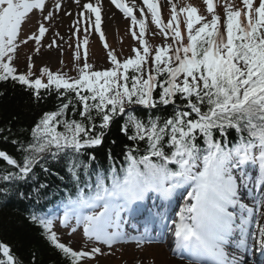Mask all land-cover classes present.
Segmentation results:
<instances>
[{"label":"snow or ice","instance_id":"6c2138e0","mask_svg":"<svg viewBox=\"0 0 264 264\" xmlns=\"http://www.w3.org/2000/svg\"><path fill=\"white\" fill-rule=\"evenodd\" d=\"M241 2L242 7L225 5L221 24L214 0H204L210 20L194 6L178 7L168 0L167 23L158 0L142 4L110 0L124 18H130L133 29L139 26V34L131 32L139 47L123 61L108 50L111 67L94 70L87 59V34L94 29L108 49L101 27L103 5L101 0L83 4L74 0L80 11L72 34L83 26L85 35L82 42L77 35V75L68 76L47 66L37 75L31 55L27 71L18 73L13 61L20 44L33 40L39 52L49 31L39 22L38 33L20 41L26 18L38 10L43 21H50L54 12L44 14L47 0H0V82L19 84L34 102L47 97L56 101L54 110L44 111L24 140L10 127L0 128V139L19 154L0 149V196L39 204L50 185L40 181L37 169L62 181L67 178L74 191L63 204L60 225L69 227L74 221L71 233L82 228L87 241L111 248L125 236L122 213L152 196L161 201L160 208L165 202L170 208L183 189L185 202L170 221L174 251L186 257L187 264H256L245 257L253 250L264 256V0ZM145 7L159 34L172 41L154 52L144 38ZM55 10H61L60 0H55ZM53 46L59 47L55 38L48 45ZM113 126L131 144H124L120 153L124 163L119 166L108 149L112 162L105 167L88 150L102 146ZM110 143L115 145L116 140ZM52 163H62L66 176L53 173ZM25 186L29 191L23 190ZM155 216L161 226H168L164 212ZM25 219L39 227L42 237L70 264L106 254L99 246L74 250L61 242L53 230L57 217L32 205ZM154 223L155 219L144 223L138 246L152 242ZM0 264H22L3 241ZM31 264H36L34 254Z\"/></svg>","mask_w":264,"mask_h":264},{"label":"rangeland","instance_id":"374dc122","mask_svg":"<svg viewBox=\"0 0 264 264\" xmlns=\"http://www.w3.org/2000/svg\"><path fill=\"white\" fill-rule=\"evenodd\" d=\"M189 1H196L198 8L203 11V14L208 16L203 0H181L179 2L176 0L175 4L178 6V4H185ZM227 3L229 4L228 0ZM165 6L169 9V11H171V6L168 5V3L165 4ZM50 10L54 12L52 20L43 21L41 14L38 10H36L26 18V22L22 25V30L19 36L20 41L25 40L27 36L33 33H38L39 22H44L49 31L41 39L39 52H36L37 45L33 40H30L25 44H20L13 61V66L17 68L18 73L27 71V58L29 55L33 57V72L37 75H39V69L44 66L49 67L50 70L52 68H56L55 72L58 68V71L62 70L67 73L68 76L76 69V62H72L71 59H74V55L72 54L77 44V35L79 39H82L85 35L83 32V26L81 27L80 33L73 35L72 33L74 32V28L72 25L74 20L68 19L61 14L62 7L59 11L55 10V0H47V6L44 14L46 15ZM149 14L150 13L147 12L145 7V22L150 23L151 27L155 28L151 19L147 18ZM103 27L105 28V25H102V28ZM110 27L111 29L109 31H104L105 36L109 38V41L107 42L108 46L115 50L117 57H121L126 54L125 40L128 39V35L131 34L134 29L127 18L117 19ZM148 31L147 37L150 33L149 28ZM57 32L60 34L59 37L55 36ZM90 34L92 35V38L88 37L89 43L87 46L91 49V56L93 59H96L97 56H101V59L98 58V60L92 61V63H94L97 67L101 66L107 68L111 66L110 62L105 58V51L98 44L100 43V39L94 36V34ZM150 36H152V34ZM60 37H63V39H60ZM54 38L56 39V44L59 45V47L53 46L49 48L48 45ZM164 38L165 37L163 36V39ZM127 43V50H129L131 49L130 45L135 43L137 44V40H134V42L130 40ZM61 61H63V63H61ZM79 64L82 66V62L79 61ZM69 233L71 232H69L68 229L60 230L61 240L67 242L71 247L75 249L84 248L85 250H90L93 246H99L102 253H106L104 255H97L95 259L89 260V264H176L174 259L169 256L167 249L164 246H138L136 244H126L121 242L109 248L102 244L97 245L94 242L87 241L80 231H76L71 234Z\"/></svg>","mask_w":264,"mask_h":264},{"label":"trees","instance_id":"16d2710c","mask_svg":"<svg viewBox=\"0 0 264 264\" xmlns=\"http://www.w3.org/2000/svg\"><path fill=\"white\" fill-rule=\"evenodd\" d=\"M0 92L3 93V95H0V128L10 127L12 133L14 135L19 134L21 140L28 137L29 129L44 111L54 110L56 103L53 97H47L38 103L34 102L30 92L25 91L19 84H13L11 81L0 82ZM113 139L116 140L115 145L110 143ZM126 143L131 144L113 126L105 137L104 144L99 148L89 149L88 151L95 152L97 161L107 167L112 162L107 159L108 149L111 148L119 166V164L124 163L120 153ZM0 149L7 150L17 157L19 155L16 153L14 145L6 143L2 139H0ZM2 165L3 162L0 161V166ZM49 167L53 173L66 176L62 163H52ZM37 174L41 182L50 185L47 191L52 190V194L56 196H61V193L65 191L70 190L71 192L73 189L72 182L67 178L62 181L59 176L44 173L39 169H37ZM23 190L29 191L27 186ZM33 196H35V193H33ZM29 205L37 209L39 204H35L33 200L22 201L14 195L7 198L0 196V241L12 246L13 252L22 261V264H31L33 254L35 255L36 264H70L68 259L51 247L42 237L41 229L25 219Z\"/></svg>","mask_w":264,"mask_h":264},{"label":"bare ground","instance_id":"6f19581e","mask_svg":"<svg viewBox=\"0 0 264 264\" xmlns=\"http://www.w3.org/2000/svg\"><path fill=\"white\" fill-rule=\"evenodd\" d=\"M164 1H166V0H164ZM72 2H73L72 0H68L67 2H64L65 12H71L72 15H66L65 13L64 14H65L66 18H68V19L72 18L75 21L77 19V14L80 11V9L77 7L76 4H73ZM85 2H88V0H81V4H83ZM92 2L94 3L95 0H92ZM101 2L103 5V7H102V21H103V23L102 24L105 25V28H107L106 30L109 31L111 29L110 26H112L115 23V21L121 17H120L119 12L114 8V6L110 4L109 0H101ZM128 2L130 3L131 0H128ZM136 2H137V4H142V0H136ZM165 231H167V233H168L167 227H166ZM174 261L176 264H185V263H182L178 260H174Z\"/></svg>","mask_w":264,"mask_h":264}]
</instances>
